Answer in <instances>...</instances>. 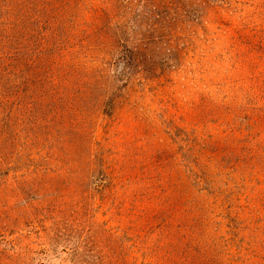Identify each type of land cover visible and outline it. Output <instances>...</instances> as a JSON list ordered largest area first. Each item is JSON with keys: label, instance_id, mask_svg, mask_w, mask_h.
<instances>
[{"label": "rangeland", "instance_id": "374dc122", "mask_svg": "<svg viewBox=\"0 0 264 264\" xmlns=\"http://www.w3.org/2000/svg\"><path fill=\"white\" fill-rule=\"evenodd\" d=\"M52 3L82 99L0 163V264H264V0Z\"/></svg>", "mask_w": 264, "mask_h": 264}, {"label": "trees", "instance_id": "16d2710c", "mask_svg": "<svg viewBox=\"0 0 264 264\" xmlns=\"http://www.w3.org/2000/svg\"><path fill=\"white\" fill-rule=\"evenodd\" d=\"M60 18L62 14H59L52 0H0V163H10L16 157L30 162L34 160L26 151L31 142L23 138V134L27 136L25 126L30 124L32 133L37 128H44L49 138H54L52 133L58 132L59 135L57 127L60 126L62 130L68 122L61 119L62 112L70 113L74 103L82 99L78 95L79 85L82 84L78 67L75 63L69 64L62 61L61 57H56L57 46L65 42L61 34L51 33L47 39L37 38L36 31L48 28L47 24L57 23V30L63 28L64 21ZM41 22L42 26L38 27ZM121 47V55H124H119L117 61L126 59V63H130L132 49L123 44ZM257 58L258 61L253 62V65L264 61V50ZM107 103L112 104V99ZM54 107L59 110L49 116L50 109ZM37 115L41 116V122ZM25 119L29 122H24ZM72 122L75 127L81 125L79 119L73 118ZM83 130L85 126L80 131ZM85 140V136H82L79 143ZM58 151V155L55 151L50 153L58 161L68 159L72 153L66 148ZM77 156L74 159L76 161L82 158L81 153ZM68 160H72V157ZM156 214L150 216L158 221L157 226L165 224L169 216L162 212Z\"/></svg>", "mask_w": 264, "mask_h": 264}]
</instances>
